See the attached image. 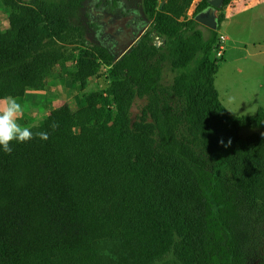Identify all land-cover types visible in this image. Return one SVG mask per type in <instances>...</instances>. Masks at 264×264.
Masks as SVG:
<instances>
[{"label":"trees","instance_id":"16d2710c","mask_svg":"<svg viewBox=\"0 0 264 264\" xmlns=\"http://www.w3.org/2000/svg\"><path fill=\"white\" fill-rule=\"evenodd\" d=\"M3 1L0 97L44 89L57 66L77 91L102 65L114 79L28 126L48 140L12 141L11 154L0 147V264H153L173 247L184 264H250L264 134L241 129L264 127V107L235 114L219 97L221 8L205 36L194 17L208 0L190 16L194 0H142L150 29L116 57L70 30L63 6L82 0ZM66 41L81 46L72 68ZM165 63L174 73L167 85ZM136 96L146 102L132 120Z\"/></svg>","mask_w":264,"mask_h":264},{"label":"rangeland","instance_id":"374dc122","mask_svg":"<svg viewBox=\"0 0 264 264\" xmlns=\"http://www.w3.org/2000/svg\"><path fill=\"white\" fill-rule=\"evenodd\" d=\"M32 3L54 2L65 3L67 0H28ZM164 0H158L162 3ZM198 0L194 2L196 4ZM67 11V21L72 32L80 33L81 41L106 46L117 54L129 45H135L136 33L144 25L150 29V19L144 12L142 0H82L78 9L64 8ZM225 9V19L218 29L220 50L225 54L218 62L214 77L215 86L223 104L235 114H254L258 105L264 103V0H238ZM194 10L192 6L188 15ZM223 10V7H221ZM10 8L0 0V20L7 23ZM219 12V11H218ZM125 17H127V20ZM136 18V21L134 20ZM134 21L135 23H131ZM130 27H125L126 25ZM118 25L121 30L118 35L112 32ZM125 27V28H123ZM123 28V29H122ZM133 28V30L131 29ZM204 35H208L207 27L203 25ZM144 34V33H143ZM226 39L222 40L221 35ZM142 35V34H141ZM156 45L161 43L158 37L152 39ZM139 41V40H138ZM137 41V42H138ZM224 41V43H223ZM80 44L66 41L64 48L69 59L64 63L67 68L74 67ZM109 66V67H108ZM100 66L98 73L87 81L83 90L77 91L71 84V78L58 76L59 66L55 67L46 78L45 88L28 91L26 99H17L25 104L26 111L19 121L22 125H32L45 118L50 110L57 106L69 107L78 103L83 95L96 90H104L114 76L110 65ZM173 72L165 63L162 68L164 85L172 81ZM145 97L136 96L130 107L131 119H136ZM258 130L264 134V127H243L241 134ZM262 201V200H261ZM263 209L253 213L247 220L251 223L249 238L245 240V251L250 264H264V204ZM248 230V227H247ZM153 264H184L175 252V247Z\"/></svg>","mask_w":264,"mask_h":264},{"label":"clouds","instance_id":"9594fccd","mask_svg":"<svg viewBox=\"0 0 264 264\" xmlns=\"http://www.w3.org/2000/svg\"><path fill=\"white\" fill-rule=\"evenodd\" d=\"M26 107L13 96L0 97V147L4 153H12L13 148L10 146L12 141L27 142L33 139L34 135L43 141L49 139L47 131H38L34 134L30 127L19 122ZM57 127L59 125L56 123L51 125L53 130Z\"/></svg>","mask_w":264,"mask_h":264},{"label":"water","instance_id":"95a60500","mask_svg":"<svg viewBox=\"0 0 264 264\" xmlns=\"http://www.w3.org/2000/svg\"><path fill=\"white\" fill-rule=\"evenodd\" d=\"M224 0H208V5L206 8L198 11L195 14V20L201 23L202 25L211 28L217 29L219 20H218V9L222 7ZM144 29H141L137 36L139 37L143 32ZM131 44L123 47L119 53L116 54V57H119L122 53L127 51L130 48Z\"/></svg>","mask_w":264,"mask_h":264},{"label":"crops","instance_id":"0c3cea01","mask_svg":"<svg viewBox=\"0 0 264 264\" xmlns=\"http://www.w3.org/2000/svg\"><path fill=\"white\" fill-rule=\"evenodd\" d=\"M195 1H196V0L193 1L191 7H192V6L195 7V5H194V2H195ZM235 1H238V0H230V2H229L228 4H226V5L223 6V10H222V12L224 13V19H225V16H226V14H225V9H224V8H226V7H228V6L230 7ZM191 7H190V8H191ZM224 19H223V20H224ZM223 20H222V21H223ZM220 25H221V23H220ZM220 35L222 36V40H223V39H224V40L226 39V37H225L224 35H222V34H220ZM223 43H224V41H223ZM223 46H224V52H223V54H225V45H223ZM263 51H264V49H263ZM263 67H264V63H263ZM260 87L263 88V87H264V84L261 83V84H260ZM29 91H32V90H29ZM33 91H36V90H33ZM28 94H29V93H28V91H27V92L25 93V95H24L23 98L26 99V97L28 96ZM15 98L18 99L19 97H15ZM19 99H22V98H19ZM259 106L264 107V103H263L262 105H258L257 108H258Z\"/></svg>","mask_w":264,"mask_h":264},{"label":"flooded vegetation","instance_id":"af4514ba","mask_svg":"<svg viewBox=\"0 0 264 264\" xmlns=\"http://www.w3.org/2000/svg\"><path fill=\"white\" fill-rule=\"evenodd\" d=\"M126 19H127V17H125ZM127 20H129V19H127ZM134 20L136 21V18L134 17ZM131 23H135L134 21H131ZM131 25L129 24V25H126L125 27H130ZM141 27L138 29V31H137V33H136V37H138L137 36V34H138V32L141 30V29H143L144 27H145V29H146V27L147 26H145V23H144V25H140ZM125 27H123V28H125ZM122 28V29H123ZM132 30H133V28H131ZM144 29V30H145ZM121 30V28H120V26L118 25V27L115 29V30H112V32L115 34V36L116 35H118V33H119V31ZM131 44V43H130Z\"/></svg>","mask_w":264,"mask_h":264},{"label":"built area","instance_id":"2783aa9c","mask_svg":"<svg viewBox=\"0 0 264 264\" xmlns=\"http://www.w3.org/2000/svg\"><path fill=\"white\" fill-rule=\"evenodd\" d=\"M221 38H222V36H221ZM220 47H221V45H220ZM218 53H220V54H221V51H219Z\"/></svg>","mask_w":264,"mask_h":264}]
</instances>
